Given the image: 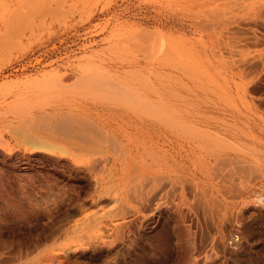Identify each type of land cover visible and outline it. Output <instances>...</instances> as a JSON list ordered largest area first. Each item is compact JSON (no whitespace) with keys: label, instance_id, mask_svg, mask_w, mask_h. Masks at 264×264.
Instances as JSON below:
<instances>
[{"label":"rangeland","instance_id":"374dc122","mask_svg":"<svg viewBox=\"0 0 264 264\" xmlns=\"http://www.w3.org/2000/svg\"><path fill=\"white\" fill-rule=\"evenodd\" d=\"M0 264H264V0H0Z\"/></svg>","mask_w":264,"mask_h":264},{"label":"built area","instance_id":"2783aa9c","mask_svg":"<svg viewBox=\"0 0 264 264\" xmlns=\"http://www.w3.org/2000/svg\"><path fill=\"white\" fill-rule=\"evenodd\" d=\"M238 241V236L237 235H233V237L231 239H228V244H234V242Z\"/></svg>","mask_w":264,"mask_h":264},{"label":"bare ground","instance_id":"6f19581e","mask_svg":"<svg viewBox=\"0 0 264 264\" xmlns=\"http://www.w3.org/2000/svg\"><path fill=\"white\" fill-rule=\"evenodd\" d=\"M231 238H232V236H231ZM231 238H230V239H231ZM234 243H235V242H234Z\"/></svg>","mask_w":264,"mask_h":264}]
</instances>
